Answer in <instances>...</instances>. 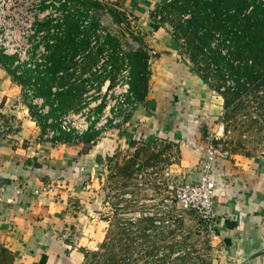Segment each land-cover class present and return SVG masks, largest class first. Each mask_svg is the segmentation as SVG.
Wrapping results in <instances>:
<instances>
[{
	"label": "crops",
	"instance_id": "obj_1",
	"mask_svg": "<svg viewBox=\"0 0 264 264\" xmlns=\"http://www.w3.org/2000/svg\"><path fill=\"white\" fill-rule=\"evenodd\" d=\"M80 1L88 5L86 13L94 11L92 18L101 26L98 14L103 11L115 24H123L116 21L114 11L122 21L124 16L136 19L148 33L146 39L152 43L148 92L139 101L133 124L124 131L100 133L96 141L86 145L82 139L76 141L67 134L47 140L44 136L48 122L78 108L82 94L77 95L75 89L72 95L62 98L49 97L44 91L36 94L42 100L41 108L47 109L43 114L29 100V86L20 83L13 68L0 60V111L14 115L20 126L14 135L0 140V245L14 255V264L84 263L82 248L89 247L78 245L72 236L80 230L84 232L82 227L94 214L88 203L89 181L115 150L141 142L178 144V168L184 173L176 177V182L189 184L203 177L207 150L216 135V114H220L224 101H216V90L188 60L180 59L179 45L172 33H162L148 16L158 0ZM82 53L84 50L76 57ZM73 57L68 55V59ZM93 64V58H89L84 69H91ZM60 74L53 87L63 93L75 88L66 83L68 78L62 80L67 84L62 86L57 81ZM23 91L26 100L15 101ZM238 162L234 157L218 156L212 171L217 184L215 230L230 249L237 250V256L241 251V231L258 230L264 237V162ZM171 172H167L168 178ZM46 185H53L54 192L36 194ZM239 264H264V252Z\"/></svg>",
	"mask_w": 264,
	"mask_h": 264
},
{
	"label": "rangeland",
	"instance_id": "obj_2",
	"mask_svg": "<svg viewBox=\"0 0 264 264\" xmlns=\"http://www.w3.org/2000/svg\"><path fill=\"white\" fill-rule=\"evenodd\" d=\"M158 1L159 7H153L147 13L148 16L161 27L162 33H172L179 45L180 59L188 60L210 88L216 90V101H224L220 114H216V140L213 138L218 155L227 153L225 158L234 157L240 164L246 159H261L264 162V88L261 82H249L246 77L238 81L239 68L236 66L224 77L220 76L216 67L209 66L207 62L208 57L215 55L211 51H207V57L200 55L197 62H194L192 57L196 51L190 47L183 31L178 29V13L174 12L167 17L168 11H165L160 22L153 19V13L157 8L160 10L165 2ZM75 5L76 8L80 7L79 11L88 7L78 1ZM90 13L95 15L94 11ZM98 15L103 22L101 27L107 29L108 36L117 37L120 44L117 50L108 46L110 51H117L118 56L111 53L106 55L109 57V66L113 65L108 77L117 84L122 72L126 70L124 61L127 54L138 49L149 54L152 43L146 39L148 33L139 26L136 19L129 20L124 16L123 24H115L106 11ZM188 19L190 14L182 16L183 23ZM216 44L215 38L213 49H216ZM119 53L123 55L119 56ZM82 54L85 55V52ZM4 59L6 56L0 57V60ZM88 59L86 55L83 57V70ZM243 63L244 60L235 61L237 66ZM84 75H76L77 83L91 78H85ZM241 81L245 84H240ZM229 89L235 91L228 92ZM23 93L16 96L15 101H25ZM224 93L230 94L229 105H226ZM109 95L110 92L105 95V101ZM115 97L112 94V99ZM83 102L80 101V104ZM92 102L96 101L93 99L89 103ZM135 114L132 113L125 123L103 133L113 129L126 130L133 124ZM8 117L14 122V130L18 131L20 126L15 116ZM179 164L178 144L163 141L155 144L135 143L122 150H115L109 156L104 168L99 169L97 175L89 181L91 187L88 203L94 214L86 226L82 225L85 231L80 230L72 236L78 245L89 247L82 248L86 256L83 264H239L237 250L226 245L224 238L215 230L216 225L209 227L199 216L182 210L174 202L177 186L188 184L176 182V177L184 173L178 168ZM169 171H172L170 178L166 176ZM85 209L89 210L86 206ZM81 210L84 212V208ZM171 210L173 212L166 217L165 213ZM158 213L162 216L157 219L151 217V214ZM11 263L14 264V261L8 257L1 264Z\"/></svg>",
	"mask_w": 264,
	"mask_h": 264
},
{
	"label": "built area",
	"instance_id": "obj_3",
	"mask_svg": "<svg viewBox=\"0 0 264 264\" xmlns=\"http://www.w3.org/2000/svg\"><path fill=\"white\" fill-rule=\"evenodd\" d=\"M75 4V0H0V57L14 58L13 69L18 76H22L26 70L44 76L47 69L51 67L49 59L53 49L66 35L68 16L79 11L80 7L76 8ZM90 12L92 11L86 13L85 10L80 9V13L84 15L80 21L83 33L81 38L85 37L91 27L92 13ZM153 19L160 22L162 17L156 15ZM107 37V29L102 27L89 34L91 44L85 52L86 56L92 52L99 53L102 48L105 49L99 53L96 64L85 73V78H91L83 80L86 81V92L82 98L84 102L77 109L58 119L50 120L45 139L57 140V137L68 134L77 140L93 131L103 133L125 123L131 114H135L139 109L140 103L131 90V67L127 59L124 61L126 70L122 72L121 79L119 78L120 83L117 80L118 83L114 84L109 79L113 65L109 66V57L106 55L114 54V52L110 51L106 45ZM116 54L118 56L117 52ZM120 54L123 55L119 53V56ZM85 55H78L74 59L77 64L74 68L76 75H83ZM63 75L61 73L60 77ZM57 91L61 89L55 87L54 92ZM109 92L108 100L105 101L104 97ZM112 94L116 95L113 99ZM27 95L34 105L40 107L41 113H47L45 107L41 108L43 103L40 101L42 100L36 97L33 85L27 89ZM93 99L96 102L89 103ZM14 126L13 120L0 111V140L14 135L16 132ZM213 138L216 140V135ZM218 156L226 157L227 153L218 155V150L212 140L203 164V177L198 182L177 186L174 195V202L182 210L196 214L211 228L216 225L218 218L217 184L212 177L214 162ZM166 176L169 177L170 174L167 173ZM54 190L53 185H46L42 190L36 191V194H51ZM172 212V210L166 212L165 216L167 217ZM152 216L153 219H157L162 214H151Z\"/></svg>",
	"mask_w": 264,
	"mask_h": 264
},
{
	"label": "trees",
	"instance_id": "obj_4",
	"mask_svg": "<svg viewBox=\"0 0 264 264\" xmlns=\"http://www.w3.org/2000/svg\"><path fill=\"white\" fill-rule=\"evenodd\" d=\"M160 10L157 8V11L153 13L154 17L163 15L165 11H168L167 17L174 12L178 13L180 20L178 29L183 31L190 47L196 51L192 57L194 62H197L200 55L207 57L208 52H214L215 55H209L207 62L209 66L216 67L220 76L224 77L227 72L233 71L232 68L236 66L239 68L237 72L238 81L243 77H246L249 82L259 80L264 88V0H174L170 2L165 0ZM113 12L112 15H114L116 21L123 22L121 18H118L120 17L119 14ZM185 14H190V19L183 23L182 16ZM83 16L80 11L68 16L66 36L59 40L54 51H52L49 59L51 67L47 69L44 76L36 75L31 70H26L22 76H17L16 71L11 69L20 83L26 87L33 85L35 94L44 91L48 93L49 97L50 95L51 97L60 96L61 98L66 95L69 96L72 95L73 89L78 91L77 95L85 94L86 81L77 83L74 69L77 64L74 59L80 51L84 50L85 52L90 48L89 34L100 28L101 25L96 18H92L89 32L86 33L84 38H81L83 33L80 21ZM156 27L159 28L158 25ZM79 38L82 40H79ZM215 38L217 44L216 49H213L212 44ZM106 45L111 46L112 50L120 48L119 41L111 35L108 36ZM104 49L102 48L99 53H102ZM116 52H114L115 55ZM99 53L92 52L88 55V58H93L94 64H96ZM69 54L74 57L68 59ZM126 57L131 67V90L138 101H143L148 92V83L151 76L149 54L142 49H138L128 53ZM239 60H244V63L237 66L235 61ZM4 62L13 68L14 59L6 57ZM89 70L84 69L82 74ZM60 73L64 75L58 77L57 81H61L62 86L70 82L75 88L70 85L71 90L69 91L66 90L64 93L63 90L54 92L53 82ZM64 79H67L66 83L62 82ZM242 83L245 84L244 81H241L240 84ZM218 90H220V87ZM233 91L235 90H228V92ZM79 92L80 94H78ZM223 96L226 98V105H229L230 94L224 93ZM99 136L100 133L93 131L76 141L82 139L86 145L96 141ZM8 257L11 258V261H14V255L0 245V264Z\"/></svg>",
	"mask_w": 264,
	"mask_h": 264
},
{
	"label": "water",
	"instance_id": "obj_5",
	"mask_svg": "<svg viewBox=\"0 0 264 264\" xmlns=\"http://www.w3.org/2000/svg\"><path fill=\"white\" fill-rule=\"evenodd\" d=\"M239 263H244L264 252V237L258 230L241 231Z\"/></svg>",
	"mask_w": 264,
	"mask_h": 264
}]
</instances>
